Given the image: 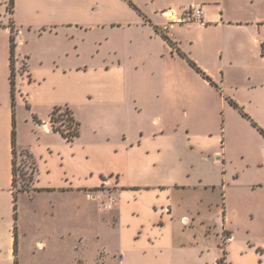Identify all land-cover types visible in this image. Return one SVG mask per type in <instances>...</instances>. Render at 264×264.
Instances as JSON below:
<instances>
[{
  "label": "crops",
  "instance_id": "crops-1",
  "mask_svg": "<svg viewBox=\"0 0 264 264\" xmlns=\"http://www.w3.org/2000/svg\"><path fill=\"white\" fill-rule=\"evenodd\" d=\"M13 2L0 15V264H14L15 225L18 264H78L79 194L93 204L102 243L95 264H264V0H151V12L132 0L142 12L122 3V15L105 0ZM193 4L203 23L177 21ZM9 22L27 75L17 77V111L28 104L43 133L71 148L67 160L79 136L68 143L52 131L54 107L119 120L109 142L82 145L87 159L117 158L118 170L72 187L40 184L35 169L17 220L13 129L16 150L27 146L17 116L13 124ZM112 173L114 185L103 178ZM31 230L38 250L27 257Z\"/></svg>",
  "mask_w": 264,
  "mask_h": 264
},
{
  "label": "rangeland",
  "instance_id": "rangeland-1",
  "mask_svg": "<svg viewBox=\"0 0 264 264\" xmlns=\"http://www.w3.org/2000/svg\"><path fill=\"white\" fill-rule=\"evenodd\" d=\"M23 1V0H22ZM109 3L108 12L111 15H122L126 13V10L122 3H125L128 8L135 11L139 10L132 0H105ZM138 3L143 5V9L146 12H151L152 5L151 0H136ZM85 2L90 3L93 0H85ZM148 3L147 6H145ZM5 4V5H3ZM153 4V3H152ZM5 6L6 11L3 9ZM9 0H0V15L3 18L4 15H9ZM5 11V12H4ZM142 12V11H141ZM85 33H80L79 37H82ZM79 45H81L84 49L90 50L91 44L89 42H81L79 40ZM16 47V46H15ZM15 50H14V68H15V76H14V95L16 93V82L17 77H26L25 65L20 63L17 65L15 62ZM0 94L3 91L2 82L0 81ZM9 85L7 80V86ZM17 116V120L19 119L21 122L20 131L22 132L23 143L26 144L27 149L25 152L16 151L15 157V168H16V186L15 191H19L21 189L29 190L31 186V182L34 178L35 169L37 179L40 180V184H52L57 185L62 183L63 185H72V187H82L85 184L91 183V178H95L96 176H91L92 172H96L97 170H105V172H110L111 170H118V160L117 158H105V159H96L90 157L87 159L84 153L83 144L92 143L94 145L102 146L104 145L107 139V136L111 132H117L119 128V120L117 118L105 117L100 114L101 118H105L107 120L101 121L95 115H89L87 110H84L81 107H78V117L75 121L79 124V138L77 143L73 145L72 151L75 153V157L73 159L65 157V153H70L71 148L66 147V145L62 146L59 141L56 139H49L44 133L42 128V120L34 112L29 108V105L21 107L18 109L14 101V117ZM38 120V122L35 120ZM113 119V120H112ZM40 123V124H39ZM50 124V122H49ZM66 124V123H65ZM59 126L60 124H56ZM51 127V125H50ZM63 129H66L62 127ZM52 129V128H51ZM70 143V142H68ZM109 144V143H108ZM72 147V146H71ZM32 158H30L29 156ZM34 162V163H33ZM103 178H109L112 180V184L116 183V174L105 175ZM86 179V180H85ZM99 181V178L96 179ZM100 189L106 190L105 187H101ZM74 202H77L79 207V217H78V226L75 229L76 233L79 235L80 243L78 246L79 253V263L78 264H95L96 258L98 257V252L101 250V244L95 238V232L97 231L93 226V222L95 221V213L92 211L93 204L84 199L83 195L80 194L74 198ZM113 201H111L112 203ZM29 225L27 224L26 228L28 229ZM26 231H29L27 230ZM27 233V239L25 241V252L26 256L32 251L38 250L35 246V241L37 235H33V231ZM110 247L109 244H105ZM35 249V250H34ZM262 249V248H261ZM102 251V250H101ZM28 257V256H27ZM26 257V258H27ZM32 264H45V262L41 260H33ZM51 263L50 260L46 261ZM113 264V263H110ZM131 264H134L131 262Z\"/></svg>",
  "mask_w": 264,
  "mask_h": 264
},
{
  "label": "trees",
  "instance_id": "trees-1",
  "mask_svg": "<svg viewBox=\"0 0 264 264\" xmlns=\"http://www.w3.org/2000/svg\"><path fill=\"white\" fill-rule=\"evenodd\" d=\"M13 0H9V14L11 15L13 12ZM8 28L10 31V93H11V104H12V112H13V124H14V101H15V95H14V76H15V68H14V50H15V30L11 22L8 24ZM162 37L165 40H169L165 34L162 33ZM188 64L203 78L210 81V79L197 67V65L191 61L185 54L179 53ZM211 82V81H210ZM232 106L235 107L240 111V113L247 117V115L233 102H231ZM35 120L38 122V120L35 118ZM49 122L52 128V131L59 133L67 142H72L76 137L79 136V124L75 121L73 114L71 110L68 107H54L50 113L49 116ZM66 123V124H65ZM56 124H60L57 126ZM253 125L256 127V124L253 123ZM62 127L66 128L63 129ZM261 134L264 136V131L259 129ZM16 147H15V130L12 131V186H13V197H14V218L17 220V197L18 193L26 191V189H21L19 191H15L16 186ZM29 156V155H28ZM30 157V156H29ZM31 158V157H30ZM32 159V158H31ZM34 163V162H33ZM259 253H263V249H257ZM17 253H18V234H17V226L14 227V264H18L17 260ZM223 252V256H224Z\"/></svg>",
  "mask_w": 264,
  "mask_h": 264
},
{
  "label": "built area",
  "instance_id": "built-area-1",
  "mask_svg": "<svg viewBox=\"0 0 264 264\" xmlns=\"http://www.w3.org/2000/svg\"><path fill=\"white\" fill-rule=\"evenodd\" d=\"M202 15L203 11L200 5L193 4L189 6V8L186 10V12L180 17L179 22H186V23H198L202 24ZM162 16L167 19L168 22L174 21L175 17L171 11H165L162 13ZM262 56L264 58V41L262 42ZM39 248L42 247L41 244L38 245ZM264 250V249H263ZM264 254V251L263 253Z\"/></svg>",
  "mask_w": 264,
  "mask_h": 264
}]
</instances>
